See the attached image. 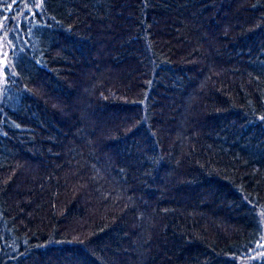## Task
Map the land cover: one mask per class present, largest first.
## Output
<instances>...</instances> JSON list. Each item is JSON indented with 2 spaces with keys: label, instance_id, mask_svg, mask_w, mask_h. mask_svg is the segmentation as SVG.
Here are the masks:
<instances>
[{
  "label": "trees",
  "instance_id": "1",
  "mask_svg": "<svg viewBox=\"0 0 264 264\" xmlns=\"http://www.w3.org/2000/svg\"><path fill=\"white\" fill-rule=\"evenodd\" d=\"M24 2L0 0V264L258 250L264 0Z\"/></svg>",
  "mask_w": 264,
  "mask_h": 264
},
{
  "label": "rangeland",
  "instance_id": "2",
  "mask_svg": "<svg viewBox=\"0 0 264 264\" xmlns=\"http://www.w3.org/2000/svg\"><path fill=\"white\" fill-rule=\"evenodd\" d=\"M42 0H34V3L32 0H25L22 7L18 6L15 8H22V11H40L41 9ZM8 21L6 19H3L0 22V98L3 93L5 80H6V70L9 69V42H8V28H7ZM263 225H264V217L262 218ZM264 257V241L262 246L256 250L254 253H252L248 257H244L239 259L240 264L249 263L253 259H261Z\"/></svg>",
  "mask_w": 264,
  "mask_h": 264
},
{
  "label": "snow or ice",
  "instance_id": "3",
  "mask_svg": "<svg viewBox=\"0 0 264 264\" xmlns=\"http://www.w3.org/2000/svg\"><path fill=\"white\" fill-rule=\"evenodd\" d=\"M17 2L19 3V0H17ZM32 2L34 3V0H32ZM0 15H3V13L0 12ZM9 75H10V73H9Z\"/></svg>",
  "mask_w": 264,
  "mask_h": 264
}]
</instances>
